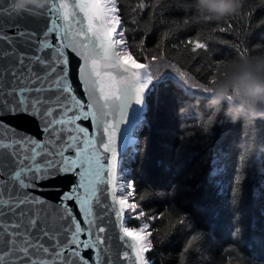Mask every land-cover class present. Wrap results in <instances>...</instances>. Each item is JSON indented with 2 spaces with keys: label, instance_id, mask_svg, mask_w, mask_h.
<instances>
[{
  "label": "snow or ice",
  "instance_id": "obj_1",
  "mask_svg": "<svg viewBox=\"0 0 264 264\" xmlns=\"http://www.w3.org/2000/svg\"><path fill=\"white\" fill-rule=\"evenodd\" d=\"M5 12L19 16L13 3L0 4ZM119 13L117 0H50L39 41L13 24L28 45L18 48L0 30V264H122L121 257L126 264L130 252L136 264H149L150 224L126 226V212L128 221L146 213L130 202L134 188L125 191L121 175L122 155L139 147L154 77L133 55L143 42L129 50ZM207 39L196 36L185 47L206 52ZM18 113L37 117L45 135L6 124L5 115ZM61 174L73 183L53 204L38 194L40 182Z\"/></svg>",
  "mask_w": 264,
  "mask_h": 264
},
{
  "label": "trees",
  "instance_id": "obj_2",
  "mask_svg": "<svg viewBox=\"0 0 264 264\" xmlns=\"http://www.w3.org/2000/svg\"><path fill=\"white\" fill-rule=\"evenodd\" d=\"M191 4L117 0L129 50L143 42L133 55L154 77L139 147L122 157L131 201L146 215L128 221L126 212V226L150 224L149 264H264V151L241 156L239 147L250 136L264 145V120L254 128L226 122L208 94L225 61L264 55V0H243L239 14L219 23L193 20ZM196 36L208 38L206 52L185 47Z\"/></svg>",
  "mask_w": 264,
  "mask_h": 264
},
{
  "label": "clouds",
  "instance_id": "obj_3",
  "mask_svg": "<svg viewBox=\"0 0 264 264\" xmlns=\"http://www.w3.org/2000/svg\"><path fill=\"white\" fill-rule=\"evenodd\" d=\"M12 3L17 13L24 14L45 9L50 0H12ZM242 6L243 0H192V19L223 22L239 14ZM224 63L229 66L208 93L212 96L209 105L214 113H222L226 122L243 121V126L254 128L257 120H264V55L243 56ZM239 147L241 156L250 157L258 149L264 151V145H257L254 136L243 140Z\"/></svg>",
  "mask_w": 264,
  "mask_h": 264
},
{
  "label": "water",
  "instance_id": "obj_4",
  "mask_svg": "<svg viewBox=\"0 0 264 264\" xmlns=\"http://www.w3.org/2000/svg\"><path fill=\"white\" fill-rule=\"evenodd\" d=\"M0 4L4 5L6 8L12 4V0H0ZM48 7V6H47ZM46 7V8H47ZM45 9L39 10L35 13H24L17 15H9L7 12L0 14V30L4 33L8 34L10 38H12L19 47H27V42L21 44L20 38L16 37V28L12 27L13 24H16L17 27L22 30L35 32L36 35L34 37V41H39L41 39L39 35V30L44 25L46 21H49V17L41 15L45 12ZM54 35V34H53ZM77 61L72 62V73L70 75L73 78L74 86H75V64ZM4 120L6 124L10 125L13 129H16L22 133L31 135L36 138H42L45 134L42 133V125L37 117H34L27 113H18L13 115H5ZM81 123L87 126V121H82ZM123 127V126H122ZM121 152L123 153V144L121 142ZM129 155V154H128ZM122 157H126L123 156ZM74 178H70L69 175L61 174L52 177L47 181H42L40 183L44 184V187L38 190V194H42L43 198L47 201L56 204L59 202V194L61 191H67L70 186H72ZM113 238L116 233H109ZM114 244H118L119 241L113 239ZM90 251V250H89ZM122 264L123 258L121 257ZM126 264H136L134 253L130 252V256Z\"/></svg>",
  "mask_w": 264,
  "mask_h": 264
},
{
  "label": "rangeland",
  "instance_id": "obj_5",
  "mask_svg": "<svg viewBox=\"0 0 264 264\" xmlns=\"http://www.w3.org/2000/svg\"><path fill=\"white\" fill-rule=\"evenodd\" d=\"M129 154H130V153H129ZM123 175H124V174L121 175V179H122V181H123L124 184H125V191H127V190H128L129 181H128V180H125V179L123 178ZM129 200H130V202H131V197L129 198Z\"/></svg>",
  "mask_w": 264,
  "mask_h": 264
}]
</instances>
